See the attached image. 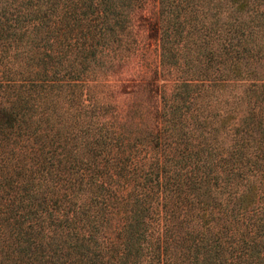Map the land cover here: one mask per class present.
<instances>
[{
  "label": "trees",
  "instance_id": "1",
  "mask_svg": "<svg viewBox=\"0 0 264 264\" xmlns=\"http://www.w3.org/2000/svg\"><path fill=\"white\" fill-rule=\"evenodd\" d=\"M0 264H264V0H0Z\"/></svg>",
  "mask_w": 264,
  "mask_h": 264
},
{
  "label": "rangeland",
  "instance_id": "2",
  "mask_svg": "<svg viewBox=\"0 0 264 264\" xmlns=\"http://www.w3.org/2000/svg\"><path fill=\"white\" fill-rule=\"evenodd\" d=\"M152 12V11H151Z\"/></svg>",
  "mask_w": 264,
  "mask_h": 264
}]
</instances>
